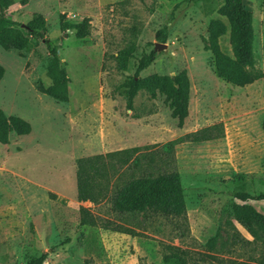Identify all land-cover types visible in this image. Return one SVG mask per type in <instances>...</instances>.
I'll list each match as a JSON object with an SVG mask.
<instances>
[{
    "label": "rangeland",
    "instance_id": "rangeland-1",
    "mask_svg": "<svg viewBox=\"0 0 264 264\" xmlns=\"http://www.w3.org/2000/svg\"><path fill=\"white\" fill-rule=\"evenodd\" d=\"M225 1L14 0L7 10L11 20L26 24L40 14L46 37L59 40L69 94L67 102H58L39 92L52 84L42 41L23 53L0 47V109L31 125L28 135L12 132L9 143L0 144V264H25L43 253L45 264H165L169 247L184 252L189 264H233L263 252L264 232L255 241L235 213L244 207L264 216V202L241 203L231 193L264 194V78L236 87L217 75L205 45L210 22L220 20L226 34L219 43L232 56L229 25L218 14ZM242 6L252 15L256 67L264 74V0H242ZM61 14L71 23L88 18L89 35L77 39L62 32ZM165 26L167 39L160 43L156 34ZM130 40L134 56L120 71L114 56ZM158 43L166 48L155 52ZM151 51L155 59L139 77L187 73L188 116L181 129L159 93L151 99L139 90L132 110L126 108L122 83ZM214 125L213 140L181 143L169 154L162 148ZM132 147H146V156L121 168L120 180L100 179L106 196L98 203L79 202L78 160ZM145 171L179 173L185 219L113 209L121 182ZM80 208L89 211L93 226L80 225ZM217 232L221 237L211 249ZM233 234L243 242L233 245Z\"/></svg>",
    "mask_w": 264,
    "mask_h": 264
},
{
    "label": "trees",
    "instance_id": "trees-1",
    "mask_svg": "<svg viewBox=\"0 0 264 264\" xmlns=\"http://www.w3.org/2000/svg\"><path fill=\"white\" fill-rule=\"evenodd\" d=\"M195 2L197 0H187ZM14 0H0V47L5 51L28 52L34 40H40L46 47L50 60L47 66V76L52 81L51 86L45 88L39 86L40 93L47 95L58 102H67L69 78L59 57V40H51L45 35L46 21L40 14L24 24L11 20L7 16V10L13 5ZM218 14L225 18L229 25V42L232 49V56L227 55L221 49L219 40L226 34V26L220 20H212L208 27V37L205 49L213 56L214 67L217 75L236 87H244L264 78L263 72L256 67L253 52V28L252 15L244 10L242 0H226L224 5L218 9ZM59 28L62 32H73L77 39H84L89 35L90 20L84 18L79 23H71L66 19L65 14L59 16ZM160 43L167 39V27L156 34ZM136 49L134 40H130L126 46L120 49L114 56L118 70L125 71L130 59L133 58ZM155 59V52L144 54L138 61L133 76L127 78L123 83L125 102L127 110H132L133 99L139 90L146 91L151 99L157 94L164 96V104L170 111L172 119L176 120L177 127L181 129L188 116L190 82L185 70L174 76L150 75L146 78L139 77L140 72L150 66ZM5 74L4 68L0 65V82ZM218 126L205 127L195 132L187 133L173 141L168 142L162 148L166 153H171L174 147L181 143H201L213 140L217 137L214 134ZM264 132V115L261 122ZM15 133L18 136L28 135L31 132V125L24 119L16 116H6L0 109V144L9 143V134ZM146 147H132L117 150L106 154L81 158L77 162L76 186L77 199L79 202L96 204L105 196V187H102L99 180L108 181L116 176V181L122 175L121 168H132L138 164L140 158L145 157L143 151ZM98 179V180H97ZM231 196L241 203L264 202V194L257 196L245 192H233ZM112 207L116 212H149L160 214L164 217L176 219L186 218V205L183 195V187L180 175L176 171L162 172L154 176L149 171L141 173L138 177L131 176L121 182L117 187L112 199ZM80 225L93 226L95 220L90 216L89 211L80 208ZM235 219L246 227L255 241L262 240L264 232V216L255 214L247 208L240 207L236 210ZM227 225H231L229 221ZM131 234L130 232H127ZM132 235V234H131ZM220 233L212 237L208 244L214 249ZM233 245L243 239L232 235ZM245 241L244 243H247ZM169 253L163 255L165 264H189L182 251L169 247ZM48 254L43 253L25 264H45ZM214 259L213 256H206ZM85 264H95L89 260ZM233 264H264V250L260 255L251 256L248 260L235 261Z\"/></svg>",
    "mask_w": 264,
    "mask_h": 264
},
{
    "label": "water",
    "instance_id": "water-1",
    "mask_svg": "<svg viewBox=\"0 0 264 264\" xmlns=\"http://www.w3.org/2000/svg\"><path fill=\"white\" fill-rule=\"evenodd\" d=\"M22 28H24V24H22ZM165 48H166V44H160V43H158V44H155L154 51L155 52H158V51H161V50H163Z\"/></svg>",
    "mask_w": 264,
    "mask_h": 264
}]
</instances>
